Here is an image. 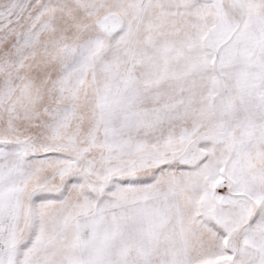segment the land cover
<instances>
[{
  "label": "snow or ice",
  "instance_id": "obj_1",
  "mask_svg": "<svg viewBox=\"0 0 264 264\" xmlns=\"http://www.w3.org/2000/svg\"><path fill=\"white\" fill-rule=\"evenodd\" d=\"M0 264H264V0H0Z\"/></svg>",
  "mask_w": 264,
  "mask_h": 264
}]
</instances>
